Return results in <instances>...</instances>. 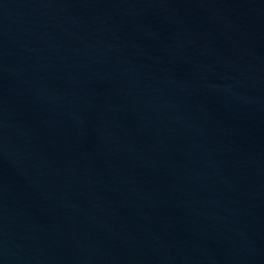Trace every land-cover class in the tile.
Segmentation results:
<instances>
[{"label":"water","instance_id":"1","mask_svg":"<svg viewBox=\"0 0 264 264\" xmlns=\"http://www.w3.org/2000/svg\"><path fill=\"white\" fill-rule=\"evenodd\" d=\"M0 264H264V0H0Z\"/></svg>","mask_w":264,"mask_h":264}]
</instances>
